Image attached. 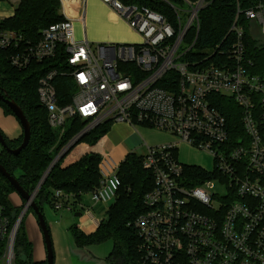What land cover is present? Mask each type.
I'll return each instance as SVG.
<instances>
[{
    "label": "built area",
    "instance_id": "obj_1",
    "mask_svg": "<svg viewBox=\"0 0 264 264\" xmlns=\"http://www.w3.org/2000/svg\"><path fill=\"white\" fill-rule=\"evenodd\" d=\"M3 1L11 9L0 15V21L13 16L22 0ZM57 1L63 19L41 29L35 43L27 41L28 45L20 47L23 34L0 27V50L13 46L10 63L15 67L58 58L59 66L47 70L37 85L48 124L63 129L79 117L87 124L78 134L110 121L148 126L177 138L149 146L143 155V167L154 177L153 187L143 197L145 210L132 223L140 238L143 263L264 264V72L257 70L260 58L249 52L244 29L237 24L243 12L254 22L252 34L264 47V0L244 11L238 8L223 39L230 35L224 48L216 44L204 50L209 55L190 61L181 58L193 49L199 12L211 0L170 3L174 23L138 3L101 0L141 40L107 47L75 37L73 12L83 9L86 0ZM80 19L84 21V11ZM192 29L196 33L188 43L185 37ZM210 55L216 58L206 62ZM59 77L72 83L66 103L57 95ZM162 80L166 87L159 84ZM214 94L231 97L242 110L245 136L234 143L229 142L225 115L209 99ZM180 142L213 156L211 178L191 184L194 179L185 176V164L176 155ZM100 155L101 179L87 194L93 204L108 207L120 185V163L108 154ZM216 182L221 193L214 191ZM53 195L56 210L77 204L61 190ZM20 214L12 221L0 198V264H15Z\"/></svg>",
    "mask_w": 264,
    "mask_h": 264
},
{
    "label": "trees",
    "instance_id": "obj_2",
    "mask_svg": "<svg viewBox=\"0 0 264 264\" xmlns=\"http://www.w3.org/2000/svg\"><path fill=\"white\" fill-rule=\"evenodd\" d=\"M125 3H138L147 6L162 15L169 21L175 22V13L170 3L180 0H121ZM258 0H211L199 12V30L193 49L186 52L181 59L196 60L209 54L204 50L211 49L216 44L221 48L227 45L228 34L236 17L238 8L244 11L254 5ZM58 14L57 0H22L15 8L13 16L0 21V27L11 29L23 34L25 41L37 42L40 39L41 29L51 23L62 20ZM237 24L242 26L249 52L256 56L259 72H264V47L258 44L253 36L254 22L247 20L241 12ZM195 29L189 31L185 41L191 43L195 36ZM13 46L0 50V93L14 100L23 110L31 125V136L27 146L17 155L10 154L4 149L0 153V163L13 175L28 193H32L53 160L59 155L63 147L76 136L87 124L79 117L72 118L63 129L52 128L47 121V111L39 102L37 85L39 78L52 67H58V58L31 62L27 67L19 69L10 63V56L14 52ZM211 54V53H210ZM211 56V55H210ZM216 55L209 57L206 62L212 61ZM57 94L61 103L70 100L72 83L69 78L59 77ZM166 87L164 80L159 83ZM59 98V100H60ZM210 101L226 117L230 137L229 142L234 143L237 137L245 136L241 123V108L229 96L214 94ZM0 107L6 114L13 115L6 103L0 100ZM111 122H103L92 128L75 142L49 170L44 181L36 192L34 201L42 212L44 203L54 207L53 194L61 190L71 194L73 204L78 203L81 197L90 192L100 182L98 164L101 159L99 147L102 139L108 132ZM1 133L9 148H16L21 138L9 139L2 130ZM143 155L134 152L127 153L120 162L117 172L120 185L116 191L113 202L105 210V217L101 219L96 230L90 234L73 226L71 228L74 245L86 248L93 244H100L111 239V251L105 257L107 264H144L140 252V238L132 226L134 219L145 210L143 197L154 185V177L150 170L143 167ZM184 174L193 178L191 184H198L202 180L211 178V174L198 165L184 166ZM14 189L0 175V198L7 212L15 221L20 214L23 204L15 207L9 198ZM28 211H31L29 209ZM32 212V211H31ZM21 221L15 239V264H46V261L32 260V244L23 229ZM24 255V257H19Z\"/></svg>",
    "mask_w": 264,
    "mask_h": 264
},
{
    "label": "crops",
    "instance_id": "obj_3",
    "mask_svg": "<svg viewBox=\"0 0 264 264\" xmlns=\"http://www.w3.org/2000/svg\"><path fill=\"white\" fill-rule=\"evenodd\" d=\"M82 10L84 11V21L80 19V14L83 12ZM4 13L5 12L0 11V15H3ZM73 13L75 14L73 20L74 32L78 24L82 29L81 35L78 37L75 35V37L79 40L86 39L92 44H133L135 41L140 39V36L132 28H130L128 24L116 14L115 11L104 4L101 0H86L85 7L83 9H75ZM86 17L88 20V28ZM4 117L8 120V122L3 121ZM17 122L18 120L13 115L4 113L2 109L0 110V130H2L3 134L7 138L16 139L22 135V128L21 126H18ZM137 127L139 126H131L123 122L111 123L108 132L100 143V154H108L117 162V158H121L123 160L127 153H136L134 151L136 147L132 149L131 139L133 136L141 134V131L138 130ZM147 147L146 143L141 144V148H144V152L140 155H144L146 153ZM86 198L90 200L89 195L85 194L81 197L79 203L73 205L72 208L68 210L75 212L74 217H76V221L73 224H76V227L84 233L90 234L96 230L98 226L97 222L100 220H97L92 216L91 209H86L90 208L88 202L85 200ZM70 201H72V199H70ZM54 210L56 209L54 208ZM88 217H90V219ZM73 224L68 227L70 234ZM47 226L50 232V225ZM57 230L62 237V241L60 240V258L56 264H107L105 261L106 256L102 258L95 257V255L88 250L89 246L84 249L76 247L73 239H69L68 234H64L60 227H57ZM35 237L37 240V237L39 236L36 234ZM28 238L31 241L29 235ZM41 261L45 260L42 259Z\"/></svg>",
    "mask_w": 264,
    "mask_h": 264
},
{
    "label": "rangeland",
    "instance_id": "obj_4",
    "mask_svg": "<svg viewBox=\"0 0 264 264\" xmlns=\"http://www.w3.org/2000/svg\"><path fill=\"white\" fill-rule=\"evenodd\" d=\"M11 9L10 5H7L3 0H0V11L3 12H10ZM9 14V13H6ZM11 15V13H10ZM87 22V28H88V20L86 17ZM78 24V23H76ZM79 26V28H78ZM75 30V35L78 37L82 34V29L80 28V25L78 24ZM88 32V31H87ZM141 40L138 39L134 43H140ZM2 108L0 107V110ZM5 122H8L6 118L4 117ZM18 126L19 123L17 122ZM139 127L138 130L141 131L140 135L133 136L131 139V145L132 149L137 154H141L144 152V148H141V144L146 143L147 146H157L164 143H168L171 141H177V138L170 134L167 131H162L154 128H150L148 126L144 125H137ZM21 138V136L19 137ZM116 141V140H115ZM2 148L0 147V153L2 152ZM177 158L179 162L186 164V165H198L201 168H203L206 171H212L214 168V160L213 156L209 154L208 152L204 150H200L190 144H187L186 142H180L178 143V149L176 152ZM116 159V157H115ZM118 163L122 161V159H116ZM215 192H222V187L219 185V182H216V186L214 189ZM11 203L15 207H19L23 204L22 198L16 193L11 192L9 195ZM88 202V205L90 206V209L92 210V216L97 219L101 220L105 217L106 213L105 210L107 206L100 205V203L93 204L89 199H85ZM113 202V200L108 204L110 205ZM42 213L44 214L45 221L47 225H50L51 228V239H52V247H53V264H56V262L60 258V240L62 241V237L59 234V231L57 230V227H60L61 231L64 234H68L69 239L71 240V234L68 230V227L71 226V224L75 223L76 217H74V211H70L67 208L61 209L59 211L54 210L53 207H51L49 204L44 203L42 205ZM90 219V217H88ZM91 221V220H89ZM23 229L26 235L30 236L31 244H32V260L33 261H41L42 259L45 260V245L43 242V239L41 237V230L38 226V222L36 220L35 215L31 211H27L23 216ZM73 226H76V224H73ZM36 234L37 240H36ZM60 238V239H59ZM112 240L109 239L106 242L100 243V244H93L90 245L88 250L92 252L95 257H105L109 254L112 248ZM19 257H24V255H21Z\"/></svg>",
    "mask_w": 264,
    "mask_h": 264
},
{
    "label": "water",
    "instance_id": "obj_5",
    "mask_svg": "<svg viewBox=\"0 0 264 264\" xmlns=\"http://www.w3.org/2000/svg\"><path fill=\"white\" fill-rule=\"evenodd\" d=\"M104 47H107V45L105 44H101ZM109 45H113V43H110ZM0 100L4 101L6 103V105L8 106V108L12 111V113L14 114V117L18 120L21 128H22V141L19 144V146H17L16 148H9L7 146V143L1 133L0 130V147L2 149H4L6 152L13 154V155H17L19 154L28 144L29 140H30V136H31V125L28 121V119L26 118L22 108L12 99H9L7 97H5L2 93H0ZM87 133L86 130H84L83 132H81L80 134H78L69 144L68 146L65 148V150H63L54 160L53 162L50 164V166L48 167L47 171L44 173L42 179L40 180V182L38 183V185L36 186L35 190L32 193H28L27 191H25L22 186L19 184L18 180L11 175L6 169L5 167L0 163V175L3 176L5 178V180L10 184V186L14 189V192H16L24 201V207L21 211L20 214V218L19 220L21 221L24 214L26 213L27 210L31 209V211L33 212V214L36 216L37 222H38V226L41 230L42 233V237H43V242L45 245V251H46V264H53V247H52V240H51V236H50V232H49V228L47 226V223L45 221L44 218V214L40 211L38 205L35 203L34 198L36 195L37 190L39 189L40 185L42 184V182L44 181L47 173L49 172V170L55 165V163L57 162V160L75 143L77 142L83 135H85Z\"/></svg>",
    "mask_w": 264,
    "mask_h": 264
}]
</instances>
